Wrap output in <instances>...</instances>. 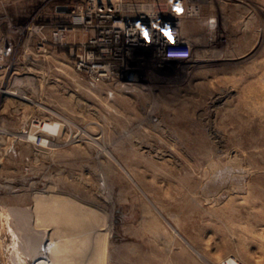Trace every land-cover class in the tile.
<instances>
[{"label":"rangeland","instance_id":"1","mask_svg":"<svg viewBox=\"0 0 264 264\" xmlns=\"http://www.w3.org/2000/svg\"><path fill=\"white\" fill-rule=\"evenodd\" d=\"M83 1L0 0V264H264V0H191L134 88L51 39Z\"/></svg>","mask_w":264,"mask_h":264},{"label":"built area","instance_id":"2","mask_svg":"<svg viewBox=\"0 0 264 264\" xmlns=\"http://www.w3.org/2000/svg\"><path fill=\"white\" fill-rule=\"evenodd\" d=\"M68 6L65 21L51 28V39L69 44L73 68L91 86L115 81L134 88L138 82L126 75L137 61L151 57L163 65L191 56L183 30L184 19L197 12L191 0H84Z\"/></svg>","mask_w":264,"mask_h":264},{"label":"bare ground","instance_id":"3","mask_svg":"<svg viewBox=\"0 0 264 264\" xmlns=\"http://www.w3.org/2000/svg\"><path fill=\"white\" fill-rule=\"evenodd\" d=\"M210 26H212L211 24H210ZM38 126H40L41 128H44V129H50L51 131L53 130V131H55L56 129H58V126H57V124H55V123H53V122H40L39 124H38ZM35 127V126H34ZM32 136H34V135H32ZM30 137H31V135H30ZM32 138V137H31ZM33 139V138H32ZM40 142H42V143H46V142H48V139L47 138H45V137H41L40 138ZM51 144V143H50ZM50 259L49 258H46V261H45V264H51V261H49ZM48 261V262H47Z\"/></svg>","mask_w":264,"mask_h":264},{"label":"water","instance_id":"4","mask_svg":"<svg viewBox=\"0 0 264 264\" xmlns=\"http://www.w3.org/2000/svg\"><path fill=\"white\" fill-rule=\"evenodd\" d=\"M56 8H57V11H60V12H68L72 9L68 5H58Z\"/></svg>","mask_w":264,"mask_h":264},{"label":"snow or ice","instance_id":"5","mask_svg":"<svg viewBox=\"0 0 264 264\" xmlns=\"http://www.w3.org/2000/svg\"><path fill=\"white\" fill-rule=\"evenodd\" d=\"M177 11H180V9H177Z\"/></svg>","mask_w":264,"mask_h":264}]
</instances>
